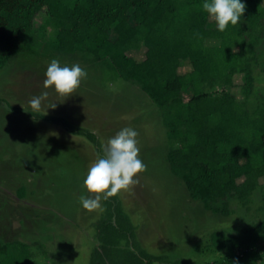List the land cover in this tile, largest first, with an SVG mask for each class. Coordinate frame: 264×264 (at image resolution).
I'll return each instance as SVG.
<instances>
[{"label":"trees","instance_id":"obj_1","mask_svg":"<svg viewBox=\"0 0 264 264\" xmlns=\"http://www.w3.org/2000/svg\"><path fill=\"white\" fill-rule=\"evenodd\" d=\"M202 2L0 0V69L16 57L58 59L135 85L160 109L169 170L219 219L201 231L199 264H264V0H243L240 21L223 32ZM4 105L20 111L0 97ZM20 112L97 140L59 116ZM35 191L15 189L20 199ZM232 202L252 218L228 225ZM104 204L89 264H191L143 250L127 217L113 211L116 202ZM46 252L40 240L0 238V264H37Z\"/></svg>","mask_w":264,"mask_h":264},{"label":"rangeland","instance_id":"obj_2","mask_svg":"<svg viewBox=\"0 0 264 264\" xmlns=\"http://www.w3.org/2000/svg\"><path fill=\"white\" fill-rule=\"evenodd\" d=\"M48 64L46 60L12 59L0 69V97L22 111L32 109L29 101L33 97L47 92L36 111L86 128L97 140L70 133L61 123L0 107V238L27 243L40 240L47 252L36 257L37 264H89L96 241L94 223L106 212L104 202L113 199V211L127 217L131 235L143 250L169 259L184 255V261L199 264L196 249L205 240L201 231L220 222L191 199L169 170L160 109L135 85L113 78L106 70L85 69L87 76L80 85L70 95L61 96L43 85ZM128 126L138 132L145 170L127 190L101 199L96 209H84L80 196L94 195L83 186L88 169L105 154L109 138ZM3 157L13 167L6 169ZM22 183L36 190L32 199L16 195ZM231 207L236 211L226 219L228 225L235 227L252 218L236 202Z\"/></svg>","mask_w":264,"mask_h":264},{"label":"clouds","instance_id":"obj_3","mask_svg":"<svg viewBox=\"0 0 264 264\" xmlns=\"http://www.w3.org/2000/svg\"><path fill=\"white\" fill-rule=\"evenodd\" d=\"M201 7L215 21L217 31L220 32L225 31L229 25H236L245 11L243 0H203ZM44 75V87L52 88L57 94L66 97L80 85L87 72L78 63L61 66L58 59H52ZM47 95V92H43L33 97L29 101L32 109L39 110ZM137 136L138 132L128 126L109 138L105 154L90 166L84 178L85 192L94 194L80 196L84 209H96L100 207L101 199H108L138 182L135 177L145 170L146 165L139 157Z\"/></svg>","mask_w":264,"mask_h":264}]
</instances>
